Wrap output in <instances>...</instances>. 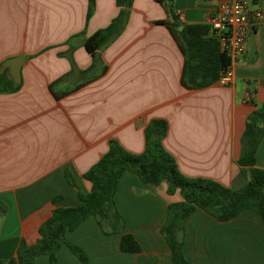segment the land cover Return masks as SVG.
<instances>
[{
  "label": "crops",
  "instance_id": "obj_1",
  "mask_svg": "<svg viewBox=\"0 0 264 264\" xmlns=\"http://www.w3.org/2000/svg\"><path fill=\"white\" fill-rule=\"evenodd\" d=\"M225 1L174 0L175 14L182 27L207 25ZM88 7V0H0V66L18 56L25 60L19 89L0 93L4 261L17 256L22 240L37 242L54 209L82 205L78 191L92 190L84 175L111 140L141 154L145 129L155 119L167 122L163 146L184 176L231 189L246 182L238 164L241 139L248 117L264 104V0H254L263 15L232 84L204 89L181 84L185 58L160 24L170 18L159 2L134 0L124 30L98 50L95 62L84 42L107 28L121 8L116 0H96L88 17ZM256 162L264 170V136ZM67 172L78 189L67 182ZM167 190V181L146 184L131 171L118 183L124 233L135 238L140 252H122V234L104 232L93 216L66 238L90 264H172L161 228L168 206L182 197ZM184 254L189 264H264V223L249 210L221 222L197 209L186 225ZM57 261L81 264L66 245ZM34 264H49V257L41 255Z\"/></svg>",
  "mask_w": 264,
  "mask_h": 264
},
{
  "label": "trees",
  "instance_id": "obj_2",
  "mask_svg": "<svg viewBox=\"0 0 264 264\" xmlns=\"http://www.w3.org/2000/svg\"><path fill=\"white\" fill-rule=\"evenodd\" d=\"M96 0H88V17L94 11ZM134 0H116L121 8L119 15L104 29L98 30L84 42L93 61L98 50L110 44L125 28L129 8ZM166 10L170 20L161 21L177 41L185 58L181 84L187 89H204L217 82L221 73L230 65V58L220 50L218 41L209 35V27L183 26L175 14L174 0H156ZM8 69L0 66V93L16 91ZM168 131L165 120L155 119L145 129V149L141 154L126 151L111 140L106 154L84 175L92 183V190L85 194L78 191L82 205L56 208L51 217L40 227V238L28 245L22 240L17 256L11 260L0 259V264H34L41 255L49 257V264H58L57 253L66 245L79 258L81 264H90L84 251L70 243L66 234L75 230L88 217H95L104 232L122 234V252L136 253L141 248L131 234L124 233V217L117 208L115 195L118 183L125 172L131 171L144 183L159 185L168 182L167 193L180 192L182 200L168 206V215L161 233L172 252V264H189L184 254L186 225L191 215L201 209L221 222L232 220L245 210L260 216L264 223V170L256 166L257 148L264 136V104L249 117L241 139L238 164L246 182L239 189H231L210 179L189 178L178 169L174 158L164 149L163 139ZM70 186L77 188L74 177L67 172ZM6 212L0 204V215Z\"/></svg>",
  "mask_w": 264,
  "mask_h": 264
},
{
  "label": "built area",
  "instance_id": "obj_3",
  "mask_svg": "<svg viewBox=\"0 0 264 264\" xmlns=\"http://www.w3.org/2000/svg\"><path fill=\"white\" fill-rule=\"evenodd\" d=\"M253 4L254 0H227L207 18L209 35L218 41L220 50L230 58V65L217 80L221 86L232 84L234 67L246 55L249 40L262 18V10L253 8Z\"/></svg>",
  "mask_w": 264,
  "mask_h": 264
},
{
  "label": "water",
  "instance_id": "obj_4",
  "mask_svg": "<svg viewBox=\"0 0 264 264\" xmlns=\"http://www.w3.org/2000/svg\"><path fill=\"white\" fill-rule=\"evenodd\" d=\"M179 30L182 31L183 27H179ZM25 60L22 56L14 57L7 59L3 64L2 67L9 68V74L11 79L13 80L16 86L20 85L21 83V68Z\"/></svg>",
  "mask_w": 264,
  "mask_h": 264
}]
</instances>
